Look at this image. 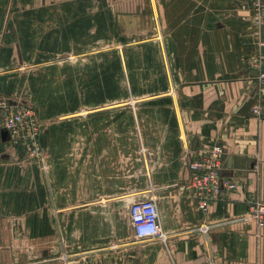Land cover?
Returning a JSON list of instances; mask_svg holds the SVG:
<instances>
[{"label": "crops", "instance_id": "crops-1", "mask_svg": "<svg viewBox=\"0 0 264 264\" xmlns=\"http://www.w3.org/2000/svg\"><path fill=\"white\" fill-rule=\"evenodd\" d=\"M124 1L108 20L107 0H0V264H136L139 242L142 264H264V227L250 217L264 204V20L250 19L249 0H160L161 43L129 51L160 72L144 86L160 94L93 97L78 112L73 100L40 102L33 163L10 146L15 90L57 87L52 73L67 66L41 64L120 34L118 18L142 4ZM213 144L235 183L216 194L191 169ZM151 197L165 239L134 235L130 204Z\"/></svg>", "mask_w": 264, "mask_h": 264}, {"label": "rangeland", "instance_id": "rangeland-1", "mask_svg": "<svg viewBox=\"0 0 264 264\" xmlns=\"http://www.w3.org/2000/svg\"><path fill=\"white\" fill-rule=\"evenodd\" d=\"M140 1L142 3L141 10L139 8L134 12L136 19L129 16L118 18V20H124L120 34L123 33V29H132L131 34L125 35V39H113L114 36L120 34L118 30L116 32L111 30L106 33L107 37L111 38L103 41H91L88 49L63 51L41 64L43 67L55 64L63 65L64 68L67 66V70H60L57 74L52 73L51 84H55L57 87L32 88L25 86L15 90L17 98L14 101L11 99L14 104L10 106L5 117L16 112H21L25 116V122L21 125L18 134L16 136L8 134L10 146L19 147L17 155L21 161L32 164L34 160V134L38 130L35 115L40 107V102L49 106L53 98L73 100L75 105L73 112H78L95 107L94 105H77L78 102L87 101L93 97H143L161 93V91L150 93L144 87L148 75L149 83H153L155 88L161 84L160 72L153 68L151 60L147 73L145 54L132 53L129 55L131 48L145 49L147 43H161L160 0H148L151 9L149 18L143 16L145 0ZM129 2L130 0H125L123 7L130 8ZM133 2L132 4L136 8V1ZM249 3L251 5L250 19L254 18L253 20L257 23L264 20V0H249ZM114 4L115 0H107L109 7L105 12L109 14L108 20H115L114 13L118 12ZM86 11L85 18L90 17V20H97L98 12H101L96 1ZM126 20L127 24H125ZM150 20H152L151 25ZM262 43L264 41H261ZM135 62L139 64V67L137 70H132L131 66ZM25 65L21 64L19 67L22 69L25 67V70H28L29 66ZM99 69L100 71H98ZM104 69L106 71L103 73ZM42 158H45L44 154ZM145 249H147L146 242H139L136 264H142L140 259Z\"/></svg>", "mask_w": 264, "mask_h": 264}, {"label": "built area", "instance_id": "built-area-1", "mask_svg": "<svg viewBox=\"0 0 264 264\" xmlns=\"http://www.w3.org/2000/svg\"><path fill=\"white\" fill-rule=\"evenodd\" d=\"M261 76L264 78V71ZM25 122V116L21 112H16L6 116L3 120V127L11 136H16ZM223 150L213 144L209 151L199 160H195L191 164L193 171L204 168L203 173L193 174L195 187L201 188L202 191L216 194L222 187L233 188L235 183L223 177L220 171L223 168ZM205 209V202L202 205ZM252 215L250 217L256 220L259 228L264 227V204L255 203L251 205ZM129 216L134 235L138 239H165V235L161 232L158 218V207L154 198L134 201L129 207ZM65 256H63L64 258Z\"/></svg>", "mask_w": 264, "mask_h": 264}, {"label": "water", "instance_id": "water-1", "mask_svg": "<svg viewBox=\"0 0 264 264\" xmlns=\"http://www.w3.org/2000/svg\"><path fill=\"white\" fill-rule=\"evenodd\" d=\"M222 157L224 158V155ZM228 160H231V157H228Z\"/></svg>", "mask_w": 264, "mask_h": 264}]
</instances>
